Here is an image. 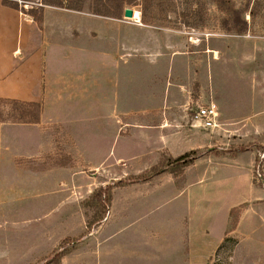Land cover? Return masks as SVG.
<instances>
[{
    "label": "rangeland",
    "instance_id": "1",
    "mask_svg": "<svg viewBox=\"0 0 264 264\" xmlns=\"http://www.w3.org/2000/svg\"><path fill=\"white\" fill-rule=\"evenodd\" d=\"M7 1L48 70L0 102V264H264V0Z\"/></svg>",
    "mask_w": 264,
    "mask_h": 264
},
{
    "label": "crops",
    "instance_id": "2",
    "mask_svg": "<svg viewBox=\"0 0 264 264\" xmlns=\"http://www.w3.org/2000/svg\"><path fill=\"white\" fill-rule=\"evenodd\" d=\"M41 20L0 0V101L36 103L48 70ZM44 18V19H43ZM221 115V114H220Z\"/></svg>",
    "mask_w": 264,
    "mask_h": 264
},
{
    "label": "trees",
    "instance_id": "3",
    "mask_svg": "<svg viewBox=\"0 0 264 264\" xmlns=\"http://www.w3.org/2000/svg\"><path fill=\"white\" fill-rule=\"evenodd\" d=\"M4 3L6 5H9L15 9H18V7L16 5H12L11 3H9L7 0H3ZM12 1H17V0H12ZM23 3L29 5L30 7H32V9L35 8V5H34V2H32V0H21ZM85 0H57L56 2H53V3H50L53 7H56V8H60V9H66V10H71V11H80L81 8H82V3L84 2ZM108 2H117L119 0H107ZM99 2L98 0H94V4L92 5V12L97 15V16H100V17H115L116 15L114 14H111L108 10L106 12H103L99 6L102 5V2L99 4L97 3ZM96 4V5H95ZM98 5V6H97ZM104 5V4H103ZM101 7H104V6H101ZM43 8L44 6H42L41 8V11L43 12ZM34 16V15H32ZM42 14L40 15V18H38L37 20L39 21V19L41 20L42 19ZM34 18H36L34 16ZM1 102V101H0ZM27 105H32V104H35V103H26ZM195 152H191L190 155L189 154H185L181 157H179L177 159L178 162H181V161H185L187 158H191L190 156L191 155H194ZM192 161V160H191ZM94 200L96 201L97 203V207L100 209L101 211V214H103L102 218H104V214L106 213L107 211V206H105V204L103 203H106L103 201V196L102 195H99L96 194ZM107 201L110 203V199L108 198ZM108 203V204H109ZM101 218V219H102ZM101 222V220L99 221Z\"/></svg>",
    "mask_w": 264,
    "mask_h": 264
},
{
    "label": "built area",
    "instance_id": "4",
    "mask_svg": "<svg viewBox=\"0 0 264 264\" xmlns=\"http://www.w3.org/2000/svg\"><path fill=\"white\" fill-rule=\"evenodd\" d=\"M220 112L215 104L198 107L194 121L207 130H215L220 127Z\"/></svg>",
    "mask_w": 264,
    "mask_h": 264
},
{
    "label": "water",
    "instance_id": "5",
    "mask_svg": "<svg viewBox=\"0 0 264 264\" xmlns=\"http://www.w3.org/2000/svg\"><path fill=\"white\" fill-rule=\"evenodd\" d=\"M124 15H125L126 18H130L131 19L134 16V11L131 10V9H126Z\"/></svg>",
    "mask_w": 264,
    "mask_h": 264
},
{
    "label": "bare ground",
    "instance_id": "6",
    "mask_svg": "<svg viewBox=\"0 0 264 264\" xmlns=\"http://www.w3.org/2000/svg\"><path fill=\"white\" fill-rule=\"evenodd\" d=\"M140 13L138 11H134V16L133 18H131V20H134V21H140Z\"/></svg>",
    "mask_w": 264,
    "mask_h": 264
}]
</instances>
